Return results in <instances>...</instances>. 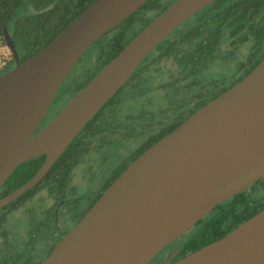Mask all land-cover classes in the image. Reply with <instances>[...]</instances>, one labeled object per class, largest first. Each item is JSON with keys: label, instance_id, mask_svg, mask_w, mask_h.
Returning a JSON list of instances; mask_svg holds the SVG:
<instances>
[{"label": "water", "instance_id": "water-1", "mask_svg": "<svg viewBox=\"0 0 264 264\" xmlns=\"http://www.w3.org/2000/svg\"><path fill=\"white\" fill-rule=\"evenodd\" d=\"M147 0H94L24 60L0 75V188L22 162L45 155L15 201L174 29L213 0H173L44 126L75 64L103 33ZM38 129V130H37ZM264 177V56L239 81L190 113L119 173L39 264H148L217 204ZM163 264H264V207L222 237Z\"/></svg>", "mask_w": 264, "mask_h": 264}, {"label": "trees", "instance_id": "trees-1", "mask_svg": "<svg viewBox=\"0 0 264 264\" xmlns=\"http://www.w3.org/2000/svg\"><path fill=\"white\" fill-rule=\"evenodd\" d=\"M23 1L0 0V34L7 27L15 43L23 41L25 54L22 59H26L53 40L94 0H29L35 11L14 17ZM172 1L147 0L127 18L100 35L93 42L98 48L97 67L85 72L73 84L66 85L65 79L56 97H62L66 93H71L72 97ZM247 42L250 44L248 49L252 69L264 56V0H213L187 18L148 54L120 90L85 124L44 177L15 201L0 207L1 238H6L4 226L7 216L21 205V201L29 198L39 188L47 187L52 190L56 185H66L72 167L82 149L87 146L88 140L99 139L101 135L100 138L108 137L107 133H115L114 131H120L121 142L139 140L136 148L126 155L116 169L114 175L118 176L129 162L179 125L196 108L193 97L201 98L199 106L205 100L214 98L213 87L217 82L202 81L199 74L223 54L224 45L240 46ZM169 61L174 71L169 79L159 81V75H164V65ZM11 63L15 64V60L9 64ZM150 78L153 81H149L148 87L146 84ZM125 89L128 95L122 97ZM208 89L210 92L205 94ZM152 90L160 92L161 100L147 101L136 109L133 104L141 99L144 102L145 96ZM199 91H202L200 95ZM165 118L169 120L166 128ZM44 159L45 155L42 154L18 165L1 186L0 197L28 180L43 164ZM263 207L264 177L217 204L179 236L173 242L178 240L176 244H169L170 247L167 246L165 251H174L172 261L176 260L222 237ZM26 262L24 260V264ZM14 263V260L0 262Z\"/></svg>", "mask_w": 264, "mask_h": 264}, {"label": "rangeland", "instance_id": "rangeland-1", "mask_svg": "<svg viewBox=\"0 0 264 264\" xmlns=\"http://www.w3.org/2000/svg\"><path fill=\"white\" fill-rule=\"evenodd\" d=\"M34 11L35 9L30 4L29 0H24L22 5L16 10L14 17H18L26 13H32ZM249 45V43H244L237 49H235L234 47L229 48V51L227 53L228 55L226 57H223V59L218 58L214 60L204 71L199 74L200 80L211 81L218 79L222 80L224 84L228 82L234 77L236 71H238L237 67L240 62L246 58L248 54L246 52ZM16 48L20 57L22 58L25 54L24 42L18 41L16 43ZM97 54L98 48L93 43L86 50V52L66 77V85L73 84L76 80H79L85 72L94 70L97 67ZM225 54L226 53H224V55ZM170 64L171 63L169 61L166 65ZM163 78V76L161 77V75H159L158 80H163ZM149 81L153 80L151 78L147 80L146 86L148 87L150 85ZM124 95H128V91L126 89L122 91L121 96L123 97ZM70 98L71 93H66L62 97L59 96V98L56 97V101H54L55 103L52 104L53 106H55V108L51 106V109L50 107L44 119L42 120V124H44V122H46L53 115L54 111L56 112L60 107H62L65 102L67 103ZM57 99L59 100L58 102ZM144 99V102H142V99L137 100L135 104H133L134 107L136 109H139V107H141L147 101H160L161 94L156 90H152L149 92V95H147V97L145 96ZM129 104L132 105V103L130 102ZM153 104L155 105L156 103ZM137 144H139L138 139L126 140L121 142V148L117 153H115L113 147L110 146L104 148V150L100 154H85L80 157L79 164L74 168L72 173V181L74 184H76V196H80L81 200H83L82 204L79 205V208L84 205V201L87 199L86 195L92 196L94 193H96L99 187L104 183L105 179L112 174L113 170L120 162H122L126 155L130 153L132 149L136 148ZM90 158L95 160L93 164H90ZM83 177H86L87 180L83 179ZM44 193L45 191H40L39 196H36L37 198L29 199L24 204H22V206L13 210L7 216L4 227L6 229L5 236L8 242L16 243L23 248L29 238V229H31L32 227L37 228L40 223L42 225V222L47 219L45 213L47 210V201L43 199L45 196ZM59 225L60 227L66 226V222L62 217L60 219ZM45 229L46 228L42 225L39 228L38 232L35 234V239L31 245V255L33 257V260H27V264H36L40 260H35V258L44 256V253L46 251L44 235L48 231ZM177 241L175 243H171L176 244ZM167 246L170 247L169 244ZM23 262L24 260H20V264H22ZM161 263L162 260H153L152 262L150 261V264Z\"/></svg>", "mask_w": 264, "mask_h": 264}, {"label": "flooded vegetation", "instance_id": "flooded-vegetation-1", "mask_svg": "<svg viewBox=\"0 0 264 264\" xmlns=\"http://www.w3.org/2000/svg\"><path fill=\"white\" fill-rule=\"evenodd\" d=\"M248 43V42H247ZM224 45L223 46V54L219 57L222 58L226 57L228 54L227 53L229 51V47L231 48H239V45H235L232 46L230 45ZM250 46V45H249ZM248 46V48H249ZM247 56L246 58L240 62V64L238 65V71H236V74L234 75V77L232 79H230L228 82H226L225 84L223 83L222 80H214L217 83L214 84L213 87V92L214 97L217 96L218 94H220L221 92H223L224 90L228 89L230 86H232L234 83H236L237 81H239L241 78H243L251 69L250 67V60H249V49H247ZM218 59V58H217ZM21 60H24L21 58ZM216 60V59H215ZM15 65V64H14ZM13 67V64H9L8 66H6L3 70L0 71V75L5 73L6 71H8L9 69H11ZM174 70L172 69L171 65H164V75H163V80H167L170 78L171 73ZM166 76V78H165ZM212 81V80H211ZM209 82V81H207ZM206 82V83H207ZM211 89V87L209 88ZM208 89V91L205 94H208L210 92V90ZM202 93V91H199L198 95H200ZM204 93V92H203ZM58 94V92H57ZM56 94V95H57ZM210 100V98H209ZM209 100H205L203 102L206 103ZM56 101V96L53 100L54 104ZM59 100L57 99V102ZM193 103H195L196 108H193L192 111L190 113H192L193 111H195L196 109H198L199 104L198 101H201V98L199 96L197 97H193L192 99ZM66 103V102H65ZM65 103L62 105V107L65 105ZM202 104V105H203ZM52 107L55 108V106L51 105ZM51 107V109H52ZM60 107L56 112H53V115L46 121L44 122V124H42V122L40 123L38 129H40L42 126H44L51 118H53L57 112L62 108ZM53 108V110H54ZM50 109V108H49ZM44 119V118H43ZM168 119L165 118V128L168 126ZM37 129V130H38ZM109 132V131H108ZM115 133H107L108 137H102L99 136V139H91L88 140V144L86 147H84L78 157V160L76 161V163L73 165L68 182L66 183L65 186H55L53 187L52 190L46 188H42V189H38L36 192H34L32 195H30L29 198H26L25 200L21 201V205L24 204L26 201H28L29 199L32 198H37L39 196V192L40 191H45V196L43 199H45L47 202V210H46V216L47 219H45L42 223L43 227H45V230H48L45 235H44V239H45V244H46V251L44 253V256L42 257H37L35 258V260H40L38 261L36 264H39L49 253L50 251L54 248V246L57 244V242L61 239V237L85 214V212L93 205V203L96 201V199L100 196V194L105 190V188L117 177L114 175L116 169L120 166L121 162L116 166V168L113 170L112 174L110 176H108L104 183L99 187V189L96 191V193H94L92 196L86 195L87 199L84 201V205L82 207L79 208V205L82 204V201L80 196H76V184L73 183L72 181V173L74 168L79 164V159L82 155L85 154H100L104 148L106 147H113V150L115 153H117L120 148H121V133L120 131H114ZM113 135V138H111ZM90 160V164H93V162H95L94 159H89ZM83 179L87 180L86 177H83ZM37 196V197H36ZM19 206V207H20ZM18 207V208H19ZM70 216V218H69ZM61 217L63 218V220L66 222V226L65 227H60V219ZM69 218V219H68ZM41 223L39 224V226H37V228L32 227L31 229H29V238L28 241L26 243L25 246H19L16 243H10L7 241V239L5 237L1 238L2 236L0 235V262L3 260L5 262L14 260V264H20V260H33V257L31 255L32 253V242L35 239V234L38 232L39 228L42 226H40ZM164 247L160 252H158L150 261L152 262L153 260H162V263H164L165 261V257L169 256L170 260L173 259V256L175 255L174 251H165ZM150 261L148 264H150ZM24 264V262L22 263Z\"/></svg>", "mask_w": 264, "mask_h": 264}, {"label": "built area", "instance_id": "built-area-1", "mask_svg": "<svg viewBox=\"0 0 264 264\" xmlns=\"http://www.w3.org/2000/svg\"><path fill=\"white\" fill-rule=\"evenodd\" d=\"M12 52L7 45L3 34H0V71L13 60Z\"/></svg>", "mask_w": 264, "mask_h": 264}]
</instances>
